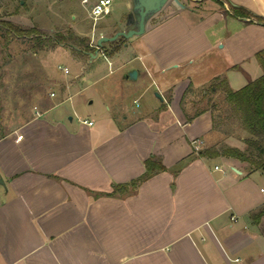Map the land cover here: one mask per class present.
<instances>
[{"label": "crops", "instance_id": "0c3cea01", "mask_svg": "<svg viewBox=\"0 0 264 264\" xmlns=\"http://www.w3.org/2000/svg\"><path fill=\"white\" fill-rule=\"evenodd\" d=\"M179 1L115 48L98 49L97 40L127 22L81 31L96 49L79 57L102 54L110 73L119 72L117 89L89 102L104 111L78 113L91 97L79 80L82 63L63 99L37 95L19 121L0 118V264H264V215L252 216L264 205V170L201 154L245 148L248 133L212 102L224 91L207 89L226 79L237 90L264 73V24L230 8L264 16V0ZM14 3L0 0V19L31 25L24 0ZM72 99L77 117L60 108ZM153 156L165 169L133 186ZM123 183L128 189L116 191Z\"/></svg>", "mask_w": 264, "mask_h": 264}, {"label": "rangeland", "instance_id": "374dc122", "mask_svg": "<svg viewBox=\"0 0 264 264\" xmlns=\"http://www.w3.org/2000/svg\"><path fill=\"white\" fill-rule=\"evenodd\" d=\"M95 1L24 0V6L30 10L32 20V24L27 27H35L43 34H54L57 31L72 29L78 35L88 36L91 39L90 34L81 33V31L86 32L95 28L98 33L101 27H112L114 24L123 26V23L127 22L131 12L130 0H113L111 13L101 17L96 23L91 15ZM14 4L18 8L21 6L20 0H15ZM160 18L161 15L155 17L150 23L154 24ZM109 33L114 34L115 30L110 29ZM3 35L0 33V118H5L6 124L19 121L20 111L33 106L37 95L48 99L51 97L50 92L55 91L57 96L52 99L55 101L63 99L65 96L63 87H67V83L71 80L79 78L82 63L86 64V67L79 80L85 83L86 95L91 97L87 104L80 106L78 113L81 116H92L93 113L97 115L98 110L104 111L97 99L92 104L89 102L96 98L94 96L96 91L107 93L110 86L117 89L113 79L119 72L110 73L108 61L102 54L90 61L89 55L79 57V53L67 45L56 44L36 50V41L32 37L14 36L6 42ZM61 66L68 67L70 73H63ZM198 96L201 97L199 93L195 97ZM130 98L128 102H131V105L137 109L133 104V97L130 96ZM76 101L75 99L68 100L62 103L60 108L68 110L69 116L77 117L74 112L77 110ZM212 102L218 105L222 114L230 112L225 93ZM235 123L230 120L225 124V128L232 129ZM259 180L263 182L260 185L264 186V175Z\"/></svg>", "mask_w": 264, "mask_h": 264}, {"label": "trees", "instance_id": "16d2710c", "mask_svg": "<svg viewBox=\"0 0 264 264\" xmlns=\"http://www.w3.org/2000/svg\"><path fill=\"white\" fill-rule=\"evenodd\" d=\"M230 8L235 15L254 17L264 24L263 15L255 14L244 6L230 3ZM0 33L4 34L6 42H9V38L14 36L32 37L36 41V50L57 44L70 46L81 55H86L96 49L95 46L91 45L90 37L78 35L72 29L57 31L54 34H43L35 27H26L12 20L0 19ZM125 41L126 38L121 36L114 41L105 42L102 47L106 48L107 45H113L115 48ZM257 57L264 69V50L259 51ZM213 89H222L224 91L226 101L230 107L228 114L219 113L218 116L222 120L225 118L238 120L242 128L248 133V137L245 139L244 149L224 146L221 148L204 149L201 151V154L212 157L223 155L225 157L237 158L248 162L251 171L264 170V73L237 90L232 89L226 79L214 82L207 89V93ZM145 166L146 171L131 183L133 186H137L138 183L150 178L156 172L165 169V165L161 159L154 156L149 157L145 161ZM129 185V183L117 184L115 189L116 191L125 192ZM263 215L264 205L252 212L255 220H258Z\"/></svg>", "mask_w": 264, "mask_h": 264}, {"label": "water", "instance_id": "95a60500", "mask_svg": "<svg viewBox=\"0 0 264 264\" xmlns=\"http://www.w3.org/2000/svg\"><path fill=\"white\" fill-rule=\"evenodd\" d=\"M171 0H132V10L129 13L127 23L130 27L126 30L117 31L111 36L101 35L97 40V48L100 49L105 42L114 41L119 37L123 36L128 39L134 35H141L145 33L148 22L150 19L157 14L163 7H165ZM180 3L179 0H174ZM98 50L96 51V53ZM92 55H95L93 53ZM137 70L132 69L129 71L128 76L132 79L137 77ZM156 95L163 99L159 92Z\"/></svg>", "mask_w": 264, "mask_h": 264}, {"label": "built area", "instance_id": "2783aa9c", "mask_svg": "<svg viewBox=\"0 0 264 264\" xmlns=\"http://www.w3.org/2000/svg\"><path fill=\"white\" fill-rule=\"evenodd\" d=\"M112 1L113 0H97L91 9V15L93 17L94 22L96 23L98 19H100L103 16L108 15L111 11H112ZM65 73H69V68L66 66H61L60 67ZM55 93L52 92V95H54ZM37 114L40 115L41 113L39 111H37ZM23 134H19L18 138H22ZM201 140L200 139H194L193 140V146L194 149L196 150H200L201 149ZM216 168H219L218 166H216Z\"/></svg>", "mask_w": 264, "mask_h": 264}]
</instances>
